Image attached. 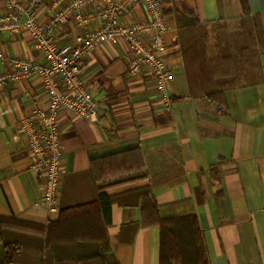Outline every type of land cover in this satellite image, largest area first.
Returning a JSON list of instances; mask_svg holds the SVG:
<instances>
[{"label":"crops","instance_id":"1","mask_svg":"<svg viewBox=\"0 0 264 264\" xmlns=\"http://www.w3.org/2000/svg\"><path fill=\"white\" fill-rule=\"evenodd\" d=\"M162 2L172 25L165 33L163 52L176 73L171 108L163 107L149 75L126 72L131 51L124 40L90 51L80 74L98 102L99 118L91 121L69 109L58 113L63 175L56 209L41 201L42 179L30 167L32 159L19 127L23 116L47 106L43 83L34 76L0 91V215L46 225L58 218L61 205L96 199L99 187L109 195L144 185L164 166L182 160L183 173L153 190L162 217L196 214L210 264H264V0H247L261 24V82L246 83L243 77L242 32L212 31L208 53L232 56L236 67L235 76L220 82L225 114L205 97L190 93L178 30L197 18L211 22L212 29L221 20L237 18L243 13L241 0ZM50 10L44 0L37 9L38 20L47 22ZM144 17L141 5L129 15L131 20ZM60 30L66 31L59 40L63 44L86 29L69 22L50 34ZM1 40L12 55L45 61L25 29L17 34L3 30ZM132 147L137 150L125 154L126 168L103 165L94 181L91 158ZM139 220L138 206L112 204L108 223L112 252L120 264H159L160 229L142 226ZM9 231L27 239L39 235L32 228ZM4 258L0 243V264Z\"/></svg>","mask_w":264,"mask_h":264},{"label":"built area","instance_id":"2","mask_svg":"<svg viewBox=\"0 0 264 264\" xmlns=\"http://www.w3.org/2000/svg\"><path fill=\"white\" fill-rule=\"evenodd\" d=\"M0 12V91L7 84L37 76L47 95V106L19 120L24 135L31 169L42 179L41 201L56 209L61 188L63 150L58 113L69 109L91 121H97L98 102L81 77L82 63L88 53L102 44L124 40L131 56L127 60L129 75H149L165 109L173 101L171 85L175 70L165 59V33L172 25L166 18L162 0H48L50 18L40 22L37 9L44 0H2ZM142 6L145 17L129 19L130 13ZM24 17L23 21L20 19ZM73 22L86 30L76 34L73 42L61 44L66 31L50 34L55 28ZM93 26V27H92ZM29 32L45 61L18 57L8 53L1 31Z\"/></svg>","mask_w":264,"mask_h":264},{"label":"trees","instance_id":"3","mask_svg":"<svg viewBox=\"0 0 264 264\" xmlns=\"http://www.w3.org/2000/svg\"><path fill=\"white\" fill-rule=\"evenodd\" d=\"M243 13L237 18L210 23L197 18L191 25L178 30V39L189 83L194 96H202L214 103L219 114H225L224 92L220 82L236 75L232 56L217 51L208 53L212 31L238 28L244 36L240 49L243 77L246 83L263 80L259 60L261 24L250 12L247 0H241ZM132 147L100 158H91L90 170L94 181L100 178V168L124 169L125 154L136 151ZM172 171L174 173H172ZM183 162L163 167L149 182L120 192L107 194L100 187L98 197L71 205H61L56 220L37 225L0 215V243L4 248V264H120L112 252L108 233L111 206L136 205L140 209L139 224L157 225L160 229L159 264H210L204 231L194 213L162 217L154 196L155 187L178 178ZM11 227L35 229L36 238H21L10 233ZM13 235H16L13 237Z\"/></svg>","mask_w":264,"mask_h":264},{"label":"rangeland","instance_id":"4","mask_svg":"<svg viewBox=\"0 0 264 264\" xmlns=\"http://www.w3.org/2000/svg\"><path fill=\"white\" fill-rule=\"evenodd\" d=\"M216 25H217V24H216ZM216 25H215V26H216Z\"/></svg>","mask_w":264,"mask_h":264}]
</instances>
